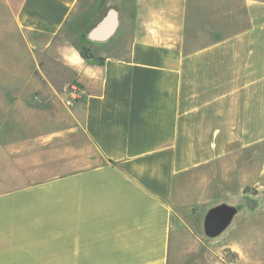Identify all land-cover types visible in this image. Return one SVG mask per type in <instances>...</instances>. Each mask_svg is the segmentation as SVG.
Instances as JSON below:
<instances>
[{"label": "crops", "instance_id": "crops-1", "mask_svg": "<svg viewBox=\"0 0 264 264\" xmlns=\"http://www.w3.org/2000/svg\"><path fill=\"white\" fill-rule=\"evenodd\" d=\"M85 2L16 0L18 34L79 32L93 57L67 52L76 145L29 133L50 95L0 91V264H168L184 177L264 143V0H245L246 28L191 49L185 0H137L105 37L91 33L114 9L80 22ZM87 144L99 162L48 175Z\"/></svg>", "mask_w": 264, "mask_h": 264}, {"label": "rangeland", "instance_id": "rangeland-1", "mask_svg": "<svg viewBox=\"0 0 264 264\" xmlns=\"http://www.w3.org/2000/svg\"><path fill=\"white\" fill-rule=\"evenodd\" d=\"M85 1L87 9L80 22L112 6L125 25L126 21L131 24L139 7L137 0ZM244 2L185 0V47L208 44L246 28ZM15 7L16 0H0V91L8 96L23 92L31 95L28 100H38L32 95L42 92L50 95L46 97L51 103L49 116L29 133L53 134L61 142L76 145L83 138L73 109L63 105L59 94L74 92L80 85L67 57L70 49L76 53L83 47L79 32L62 31L51 39L43 34H18L13 27ZM78 154L82 152L56 158L48 175L100 161L88 144L86 152ZM78 157L84 162L79 163ZM182 185L172 207L168 264H264V143L251 149L232 147L223 158L190 172Z\"/></svg>", "mask_w": 264, "mask_h": 264}, {"label": "water", "instance_id": "water-1", "mask_svg": "<svg viewBox=\"0 0 264 264\" xmlns=\"http://www.w3.org/2000/svg\"><path fill=\"white\" fill-rule=\"evenodd\" d=\"M113 12L115 14H113ZM112 16V19H111V22L110 24H108V31H104L102 28L106 27L107 23H105V19L107 16ZM107 16L105 18H103L99 23L98 25L95 27V29H93L92 33H91V36L92 37H97V36H100V37H105L107 35H109L113 30L114 28L116 27L117 25V19H116V12L114 10H110L107 14ZM105 23V24H104ZM249 204L252 205V203L249 201Z\"/></svg>", "mask_w": 264, "mask_h": 264}, {"label": "trees", "instance_id": "trees-1", "mask_svg": "<svg viewBox=\"0 0 264 264\" xmlns=\"http://www.w3.org/2000/svg\"><path fill=\"white\" fill-rule=\"evenodd\" d=\"M79 54H80L81 57L86 58V59H89V58H92L93 57L90 49L88 47H86V46H83L79 50Z\"/></svg>", "mask_w": 264, "mask_h": 264}, {"label": "bare ground", "instance_id": "bare-ground-1", "mask_svg": "<svg viewBox=\"0 0 264 264\" xmlns=\"http://www.w3.org/2000/svg\"><path fill=\"white\" fill-rule=\"evenodd\" d=\"M113 14H115V13L113 12ZM111 19H112V16H109V15H108V16L106 17V19H105V23H107V24H106L107 26L104 27V28H102L104 31H108V30H109V29H108V24H110ZM116 19H117V18H116ZM117 22H118V19H117ZM105 23H104V24H105Z\"/></svg>", "mask_w": 264, "mask_h": 264}]
</instances>
